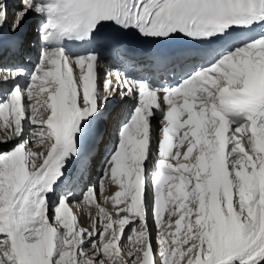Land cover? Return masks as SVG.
<instances>
[{
    "label": "snow or ice",
    "instance_id": "obj_1",
    "mask_svg": "<svg viewBox=\"0 0 264 264\" xmlns=\"http://www.w3.org/2000/svg\"><path fill=\"white\" fill-rule=\"evenodd\" d=\"M0 133V264H264V0H0Z\"/></svg>",
    "mask_w": 264,
    "mask_h": 264
},
{
    "label": "bare ground",
    "instance_id": "obj_2",
    "mask_svg": "<svg viewBox=\"0 0 264 264\" xmlns=\"http://www.w3.org/2000/svg\"><path fill=\"white\" fill-rule=\"evenodd\" d=\"M43 110H41V112H42ZM0 136L2 137L3 136V133H0ZM45 149V145H38L36 148H34V150L35 151H43ZM42 162V161H41ZM99 172H101V170H96V169H93V170H91V172H90V177L88 178V183H86L85 185H84V187L87 185V184H97V185H99L98 183H97V180H98V177L96 176ZM105 185H106V190L104 191V196H103V198H99V196H98V198H97V200H98V203L100 202V203H102L103 205H104V207H106L107 209H109L111 212L113 211L112 209V207H109L110 205H108V203H106L105 204V197L107 196V197H109V196H113L114 194H115V192L118 190V188H119V186L118 185H112L111 184V182L110 181H107V182H105ZM80 195H78L77 194V200L76 201H74L73 203L75 204V203H77V202H79V198L81 197V194H82V192H81V189H78V191H77ZM80 203H81V208H80V210H79V219H80V222H81V224L83 225V226H85V227H88L90 224H91V220L89 219V221L86 219L87 218V215L89 214V212H90V214H91V216L92 217H98L99 216V209H96V207H94L93 208V206L91 207L92 208V210H91V208H90V204H87L86 203V205H83V203L80 201ZM91 205H92V203H91ZM86 207L87 208H89L90 209V211H88L87 209H86ZM116 210V209H115ZM73 211H74V213H76L77 212V209L74 207L73 208ZM98 215V216H97ZM123 215V214H122ZM86 221H88V222H86ZM90 222V223H89ZM87 223H88V225H87ZM130 227V226H129ZM128 231H129V229H128ZM127 231V232H128ZM126 238V237H125ZM123 243H125V240H124V238L122 239V244ZM157 244V243H156Z\"/></svg>",
    "mask_w": 264,
    "mask_h": 264
},
{
    "label": "rangeland",
    "instance_id": "obj_3",
    "mask_svg": "<svg viewBox=\"0 0 264 264\" xmlns=\"http://www.w3.org/2000/svg\"><path fill=\"white\" fill-rule=\"evenodd\" d=\"M108 180L106 179L105 180V182H107ZM105 194H104V192L102 193V194H100V197L99 198H103V196H104ZM81 200H79V202H80ZM82 202V201H81ZM83 203V202H82ZM98 203V201L97 202H93L92 203V205L90 204V208L93 206V208L94 207H96V204ZM99 204L102 206V207H104V205L102 204V203H100L99 202ZM106 204V203H105ZM83 205H86V203H83ZM109 205V204H108ZM109 207H111V206H109ZM105 209H106V211H108V212H111L109 209H107L106 207H104ZM86 209L88 210V211H90V209L89 208H87L86 207ZM96 209H99V208H97L96 207ZM91 210H92V208H91ZM114 212L116 211L115 209H112ZM90 213V212H89ZM112 213V212H111ZM113 214V213H112ZM98 216V215H97ZM88 221H89V219L88 218H86ZM88 221H86V222H88ZM90 223V222H89ZM87 225H88V223H87ZM174 230V229H173ZM126 234H127V232H126ZM124 240H125V242H126V238H124ZM157 245V244H156Z\"/></svg>",
    "mask_w": 264,
    "mask_h": 264
}]
</instances>
